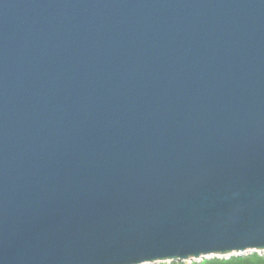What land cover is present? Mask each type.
Returning a JSON list of instances; mask_svg holds the SVG:
<instances>
[{
	"label": "water",
	"instance_id": "95a60500",
	"mask_svg": "<svg viewBox=\"0 0 264 264\" xmlns=\"http://www.w3.org/2000/svg\"><path fill=\"white\" fill-rule=\"evenodd\" d=\"M202 249L264 253V0H0V264Z\"/></svg>",
	"mask_w": 264,
	"mask_h": 264
},
{
	"label": "snow or ice",
	"instance_id": "6c2138e0",
	"mask_svg": "<svg viewBox=\"0 0 264 264\" xmlns=\"http://www.w3.org/2000/svg\"><path fill=\"white\" fill-rule=\"evenodd\" d=\"M218 250L215 249H202L197 252H176L165 254H149L139 256L133 264H247L246 259L231 261H219V260H200L202 255H212ZM223 252L233 250H219ZM243 251V249H241Z\"/></svg>",
	"mask_w": 264,
	"mask_h": 264
},
{
	"label": "trees",
	"instance_id": "16d2710c",
	"mask_svg": "<svg viewBox=\"0 0 264 264\" xmlns=\"http://www.w3.org/2000/svg\"><path fill=\"white\" fill-rule=\"evenodd\" d=\"M254 254H257V255H260V256H264V253H260V252H257V251H252L251 253H247L245 255H232L230 257H212V258H209L208 260H219V261H231V260H240L241 258L243 259H247L248 257L254 255ZM206 259V258H205ZM204 260V259H203Z\"/></svg>",
	"mask_w": 264,
	"mask_h": 264
},
{
	"label": "clouds",
	"instance_id": "9594fccd",
	"mask_svg": "<svg viewBox=\"0 0 264 264\" xmlns=\"http://www.w3.org/2000/svg\"><path fill=\"white\" fill-rule=\"evenodd\" d=\"M247 264H264V256L254 254L246 259Z\"/></svg>",
	"mask_w": 264,
	"mask_h": 264
},
{
	"label": "rangeland",
	"instance_id": "374dc122",
	"mask_svg": "<svg viewBox=\"0 0 264 264\" xmlns=\"http://www.w3.org/2000/svg\"><path fill=\"white\" fill-rule=\"evenodd\" d=\"M249 253H251V252H249ZM249 253H248V254H249Z\"/></svg>",
	"mask_w": 264,
	"mask_h": 264
}]
</instances>
